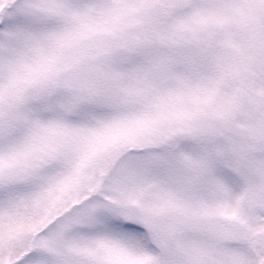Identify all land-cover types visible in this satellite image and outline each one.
<instances>
[{
    "label": "snow or ice",
    "instance_id": "snow-or-ice-1",
    "mask_svg": "<svg viewBox=\"0 0 264 264\" xmlns=\"http://www.w3.org/2000/svg\"><path fill=\"white\" fill-rule=\"evenodd\" d=\"M0 264H264V0H0Z\"/></svg>",
    "mask_w": 264,
    "mask_h": 264
}]
</instances>
